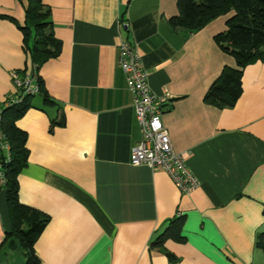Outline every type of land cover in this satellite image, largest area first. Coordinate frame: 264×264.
Here are the masks:
<instances>
[{
  "label": "crops",
  "instance_id": "crops-1",
  "mask_svg": "<svg viewBox=\"0 0 264 264\" xmlns=\"http://www.w3.org/2000/svg\"><path fill=\"white\" fill-rule=\"evenodd\" d=\"M41 2L60 43L38 71L49 102L30 97L15 122L28 152L18 201L48 218L36 264H264V62L243 69L231 108L204 102L223 68H236L214 41L234 13L187 33L170 29L176 0ZM26 4L0 0V104L17 94L10 73L32 70L18 29ZM122 39L135 45L151 92L167 97L162 124L200 183L191 194L130 164L141 136L117 63ZM179 217L180 240L171 228L154 238ZM11 231L1 190L0 264H24Z\"/></svg>",
  "mask_w": 264,
  "mask_h": 264
},
{
  "label": "trees",
  "instance_id": "trees-1",
  "mask_svg": "<svg viewBox=\"0 0 264 264\" xmlns=\"http://www.w3.org/2000/svg\"><path fill=\"white\" fill-rule=\"evenodd\" d=\"M25 22L18 27L22 34V49L30 57L32 70L29 73L36 79L40 95L47 101L41 87L38 71L49 59L55 58L60 51V43L49 28V10L41 0H26ZM178 16L170 20L173 31L194 33L210 21L233 12L226 22V30L214 37L215 43L223 52L233 57L236 68L224 67L219 77L211 84L204 96V102L218 109L231 108L241 94V74L245 67L255 62H264V0H176ZM20 75H23L20 74ZM5 106L0 104V131L8 144L7 161H2L5 172V191L12 231L26 257L24 264H36L33 245L43 232L48 218L18 201L17 176L27 162L26 134L17 128L15 122L28 108L27 100ZM5 156L0 155V161ZM183 219L179 217L170 222L176 231L172 238L180 240L178 233ZM166 232V233H167ZM264 246V244H263Z\"/></svg>",
  "mask_w": 264,
  "mask_h": 264
},
{
  "label": "built area",
  "instance_id": "built-area-1",
  "mask_svg": "<svg viewBox=\"0 0 264 264\" xmlns=\"http://www.w3.org/2000/svg\"><path fill=\"white\" fill-rule=\"evenodd\" d=\"M128 27L126 23L122 24L125 30ZM117 63L125 75L126 87L133 97L132 109L141 136L140 141L131 149L130 164L165 172L184 195L195 192L199 188V180L185 165L184 157L173 151L168 132L162 124L161 116L167 97H158L151 92L141 57L135 45L127 39H122L118 44ZM10 77L17 94L5 101L6 107L19 104L26 97L39 95L38 83L30 74L11 72ZM7 150L8 144L0 131V155L5 156L0 161V191L5 185L2 164L8 160Z\"/></svg>",
  "mask_w": 264,
  "mask_h": 264
},
{
  "label": "water",
  "instance_id": "water-1",
  "mask_svg": "<svg viewBox=\"0 0 264 264\" xmlns=\"http://www.w3.org/2000/svg\"><path fill=\"white\" fill-rule=\"evenodd\" d=\"M168 223H166V224H164L156 233H155V235H154V238H157V237H159L160 235H162L165 231H166V229L168 228Z\"/></svg>",
  "mask_w": 264,
  "mask_h": 264
}]
</instances>
